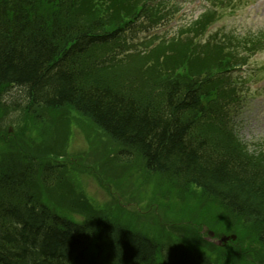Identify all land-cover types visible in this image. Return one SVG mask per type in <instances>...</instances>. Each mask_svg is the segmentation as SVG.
<instances>
[{
    "label": "trees",
    "instance_id": "trees-1",
    "mask_svg": "<svg viewBox=\"0 0 264 264\" xmlns=\"http://www.w3.org/2000/svg\"><path fill=\"white\" fill-rule=\"evenodd\" d=\"M168 15L159 0H0V101L22 90L38 132L30 142H41L21 151L14 137L0 152V264H247L246 253L264 261V144L248 150L235 124L246 97L235 72L264 51V30L202 41L207 11L146 50L152 41L141 33ZM68 110L159 185L181 196L194 189L196 222L226 227L215 214L229 218L218 230L247 247H217L199 228L181 238L174 224L163 238L168 211L156 203L136 224L118 202L95 206L65 179V148L55 147L60 129L48 113ZM55 189L64 194L56 199Z\"/></svg>",
    "mask_w": 264,
    "mask_h": 264
},
{
    "label": "rangeland",
    "instance_id": "rangeland-1",
    "mask_svg": "<svg viewBox=\"0 0 264 264\" xmlns=\"http://www.w3.org/2000/svg\"><path fill=\"white\" fill-rule=\"evenodd\" d=\"M237 2H239L237 3L238 7L232 12H227L231 9H226V13L212 27V30H235L243 35L263 31L264 4L257 6L260 3L259 0H238ZM173 3L176 4L174 0ZM177 5L180 6L179 9L182 7V4ZM190 7L191 5H187L186 9ZM200 11L201 9H195L190 13L187 10L181 17L175 16L174 13L167 24L163 25L162 33L174 32L184 21L186 15H191L193 18ZM176 21L177 25L170 28ZM237 74L249 80L245 87L248 89L247 99L235 118L237 136L248 150L252 151L264 144V75H262L264 74V51L258 53L257 56H252L245 71H238ZM22 107H24V101L22 90L19 88L13 87L2 96L0 101V152L13 150V144L9 141L14 137L18 141V149L21 151L24 142L31 146L28 150L34 151H37L35 144L41 143L39 139L35 144L30 142L31 139L38 138V132L22 111ZM48 114L52 120L58 121L55 130L60 129V132H57L58 141H55V147L58 142L59 144L63 143L67 159H71L67 164L68 176L66 175L65 179L72 181L75 188L91 200L95 206L116 208L118 202L125 211L131 212L132 219L136 224L138 221L146 219V211L152 212L154 210L152 208L156 207L149 205L156 203L161 213L164 214L168 211L167 218L161 216L164 224L163 238L171 235L170 226L172 224L180 226L177 228L181 231L173 233L179 235L178 237H191L199 228L197 235L207 241H210L206 236L209 230L212 231L213 228L217 232L219 228L228 230L229 218L217 214L215 215L221 218L226 227H221V222L211 223L208 219H202V222L198 224L196 222L198 219L193 216L194 210L199 213L202 209L193 206L197 197V192L194 189L181 196V193L175 189H167L159 185L154 176H150L143 170L137 159H117L115 151L118 148L103 137L97 129H94L87 120L80 119L70 110ZM122 155L124 156V154ZM36 185V191H41V183ZM64 191L55 189L52 192L53 197L57 199L64 194ZM144 224H140L143 229L146 228ZM145 232L153 233L152 231ZM234 244L240 245L242 248L247 247V244L242 241L235 240ZM208 252L214 258L217 257L210 249ZM244 262L264 264L263 260H259L253 255L250 257L247 253Z\"/></svg>",
    "mask_w": 264,
    "mask_h": 264
},
{
    "label": "water",
    "instance_id": "water-1",
    "mask_svg": "<svg viewBox=\"0 0 264 264\" xmlns=\"http://www.w3.org/2000/svg\"><path fill=\"white\" fill-rule=\"evenodd\" d=\"M210 235H212L211 232H209ZM228 239H235V236H230V237H221L220 240H219V243L220 242H224V241H227Z\"/></svg>",
    "mask_w": 264,
    "mask_h": 264
}]
</instances>
